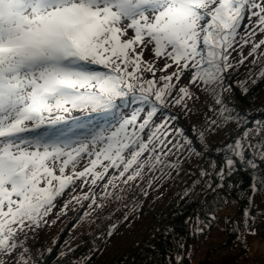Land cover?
<instances>
[{"label": "snow or ice", "instance_id": "1", "mask_svg": "<svg viewBox=\"0 0 264 264\" xmlns=\"http://www.w3.org/2000/svg\"><path fill=\"white\" fill-rule=\"evenodd\" d=\"M246 61H264V0H0V264H40L18 234L47 224L77 181L88 191L72 195L57 216L73 201L103 209L113 196L124 199L118 181L142 179L145 169L159 172L149 187L178 177L230 125L244 131L217 149L221 161L201 167L192 189L223 187L239 165L252 173L251 191H264V118L251 120L234 103L237 89L246 96L249 83L264 81L262 63L233 82ZM106 177L98 203L93 189ZM245 217L235 231L247 246L256 232L248 209ZM215 220V211L197 218L192 234ZM174 260L183 264L184 256Z\"/></svg>", "mask_w": 264, "mask_h": 264}, {"label": "trees", "instance_id": "2", "mask_svg": "<svg viewBox=\"0 0 264 264\" xmlns=\"http://www.w3.org/2000/svg\"><path fill=\"white\" fill-rule=\"evenodd\" d=\"M262 63L264 61L257 65H251L249 61H246L244 68L250 64L248 66L249 69L244 77H241L239 80L243 81L249 78L250 71L254 76L259 71ZM233 76V82H235L238 75L234 72ZM248 88L249 92L246 96L241 95L238 89L236 90L234 94L235 106L242 112L250 113L251 120L264 118V81L257 80L254 84L249 83ZM198 94L201 93L198 92ZM169 111L178 112L179 109L170 108ZM248 126L251 127V125ZM186 127H190V124ZM234 139L235 135H232L219 146L207 148L206 154L202 157L201 167L207 168L210 160L220 162L221 157L217 155V149H223ZM259 139L260 137L257 136L253 144L258 143ZM200 168L188 175L184 183L178 186L177 196L168 202L166 208L161 212H156L152 216L150 224L147 226L148 230L138 237L134 246L103 264H175L174 257L177 252H180L184 256L183 264H217L212 258V253L217 250L215 249L216 247H220L223 251L222 256L220 255L222 258L218 257L222 262L218 264H240L238 258L250 248L252 238V235L245 237L247 241V246H245L243 242L237 240L236 236L235 229L237 225L240 226V230L244 229L246 219L245 209H248L249 216L254 218V220H249V227L256 230L259 225H264V208L257 210L254 207L255 193L250 188L252 173L245 171L238 165L234 174L224 181L223 187H216L215 191H210L202 182L192 189L193 182L199 178ZM260 169L264 170V163L260 164ZM206 179H210L214 187L218 183L215 177ZM229 185H232V187H229ZM185 189H192L187 197L184 196ZM256 192L264 204V191L258 189ZM97 199L98 202H101L100 198ZM224 199L228 200L227 205L222 203ZM83 204L84 207L79 205V210L82 214H75L69 217L63 224L62 235L56 240L53 238L40 241L37 235L33 241L26 239L28 248L34 256L39 257L40 264H71L73 260L78 261L81 257L93 256L91 252L93 243L97 244L99 241L97 237L102 233H106L108 230L107 224L112 223V220L107 222V217L110 213L102 211L101 214L92 217V220L96 218L101 219L104 224L101 222L97 226L99 229L81 237L79 241L83 242L82 247L84 249L72 251L69 255L64 256L62 253H65L63 250L66 249L59 246L64 233L80 221L86 220L85 218L89 219V217L84 215L87 212L86 204H89V201H83ZM213 211H215L216 220L212 223V226L201 234L193 235L192 227L196 219L199 218L200 221H206L208 214ZM190 218L192 223L188 222ZM166 229H170L171 231L166 234ZM213 229H217L224 236V240L211 250H207L197 261H194L190 254L193 245L199 239L209 235ZM181 242L184 244L183 251L179 248ZM76 245L75 243L72 244L68 250H74L72 247ZM226 251H232L233 256L229 254L224 255Z\"/></svg>", "mask_w": 264, "mask_h": 264}, {"label": "rangeland", "instance_id": "3", "mask_svg": "<svg viewBox=\"0 0 264 264\" xmlns=\"http://www.w3.org/2000/svg\"><path fill=\"white\" fill-rule=\"evenodd\" d=\"M257 39H259V37ZM247 53L248 48H245L244 54L247 55ZM233 56L235 57L236 53H233ZM145 59H151V54L147 51L145 52ZM250 59L251 58H249V60ZM233 62L235 63V60ZM249 65L250 64H248V66ZM248 66L246 68H244V66H239V71L236 72L238 75L237 80L244 77L249 69ZM186 83L187 81H182V84ZM196 95H200L201 99L204 98L203 95L198 94V92ZM189 103L191 104L192 102L189 101ZM199 106L200 105L197 104V107ZM74 115H79V113H74ZM182 123H184L185 127L189 124L187 120H183ZM243 131V128L236 129L235 125H230L227 129L219 131L217 134L210 137L208 148H215L219 146L224 140H227L232 135H235L236 138ZM255 141L256 137L253 138L251 142L253 143ZM201 166L202 157L196 158L195 160L189 161L184 166V171H182L178 177L175 173H173V179L169 180L165 178L156 182L151 187H149V181L152 180L154 176H158L159 172L153 173L145 169V174L142 179L138 178L128 184L118 181L119 188L123 189L122 195L124 196V199L116 200L115 196H113L111 199L103 201L108 205L103 209L95 207L90 208L88 207L89 204H86V210L90 213V215L86 217H89V219L85 218L86 220H83L82 222L80 221L64 233L59 246L66 249L63 250L66 254L69 253L68 248L74 243L77 244L75 247H72L74 248V251L84 249V247H82L83 242H80L79 240H81L83 235H89L92 231L99 229L97 226L102 222L101 219L96 218L92 220V217H94V215L101 214L103 211L110 213L108 214V217L106 215L107 222L112 220V223L107 224V227L109 228L113 224L118 225V227L112 236H105L103 240H99L97 242L96 247L99 248L100 251L93 254L89 264H103L104 262L117 256L119 253L128 251L137 242L138 237L143 235L148 230L147 226L150 224L152 216L156 212H161L164 208H166L168 202L177 196L178 186L184 183L190 173L198 170ZM106 181L107 177L105 178V181L98 182V186L93 189L97 193V198H100L103 194V185ZM77 185L78 186L74 191L69 189L65 192L64 197L58 199L56 209H54L52 215L47 218V224H44L41 228L31 231L25 229L24 232L18 234L19 238L21 240L26 238L30 241H33L36 238V235L39 237L40 241H46L53 238L56 240L59 238L62 235L64 222L72 215L82 214L79 210V205L73 201V203L69 205L65 215H56V213L63 207V204L72 195H82L84 192L88 191V187L81 185L80 181H77ZM108 191H112L111 187H109ZM134 207L136 209L135 212L132 211ZM254 207L257 210L264 208L262 199L257 192H255L254 197ZM125 214H128L129 216L127 220H125ZM53 219L56 220L55 224L51 223ZM262 235H264V230L262 231ZM105 240L107 243H105ZM223 240L224 236L221 235L217 229H213L209 235L199 239L197 243L193 245L190 253L192 259L197 261L207 250H211ZM261 244L262 246H260ZM253 247L254 249L252 250V253L257 256V259L255 258L253 261L256 262L257 260L262 259L259 263L263 264L264 240L262 241L260 239H256Z\"/></svg>", "mask_w": 264, "mask_h": 264}, {"label": "built area", "instance_id": "4", "mask_svg": "<svg viewBox=\"0 0 264 264\" xmlns=\"http://www.w3.org/2000/svg\"><path fill=\"white\" fill-rule=\"evenodd\" d=\"M263 230H264V228L260 229V234L262 233ZM255 239H260L261 240V236L259 235ZM222 253H223V251L221 249H217L213 253L212 258H213L215 263L218 264L219 262L220 263L222 262L221 259L218 258V257L222 256ZM226 254H229L230 256H233L232 251H226V253L224 255H226ZM255 258L257 259V256H255V255H253L251 253L245 252L241 257L238 258V261H239L240 264H260L259 262H261L262 259L257 260L256 262H254L253 259H255ZM263 264H264V262H263Z\"/></svg>", "mask_w": 264, "mask_h": 264}]
</instances>
